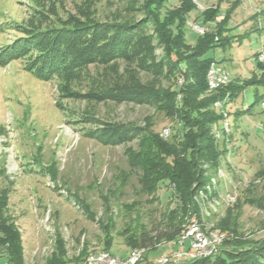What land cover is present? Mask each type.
I'll list each match as a JSON object with an SVG mask.
<instances>
[{
  "label": "rangeland",
  "instance_id": "374dc122",
  "mask_svg": "<svg viewBox=\"0 0 264 264\" xmlns=\"http://www.w3.org/2000/svg\"><path fill=\"white\" fill-rule=\"evenodd\" d=\"M147 16L159 25H148L143 56L129 63L93 64L71 80L48 82L36 79L21 61L0 66V223L19 240L23 264H46L54 257L84 264L106 250L126 258L139 248L132 246L136 239L145 233L157 238L169 224L186 232L197 222L238 245L264 239L263 87L251 86L234 103L213 107L223 115L212 132L222 134L217 140L225 153L217 168L202 166L209 183L186 210L168 182L144 185L135 159L140 138L118 144L94 137L114 125L159 136L167 129L171 139L181 133L180 122L155 103L85 98L112 91L115 83L129 87L133 80L164 94L179 89L182 78L160 63L176 52L181 68L189 65L207 32L235 37L207 55L226 69L230 83L259 80L264 76V64L257 61L264 51V0H0V47L27 28L60 19L124 25L142 23ZM181 36L183 46L178 45ZM214 91L209 88L201 98ZM256 97L259 103L238 115ZM180 236L144 249L139 264L185 251L177 244ZM232 246L224 243L220 251ZM0 264H8L2 247Z\"/></svg>",
  "mask_w": 264,
  "mask_h": 264
},
{
  "label": "trees",
  "instance_id": "16d2710c",
  "mask_svg": "<svg viewBox=\"0 0 264 264\" xmlns=\"http://www.w3.org/2000/svg\"><path fill=\"white\" fill-rule=\"evenodd\" d=\"M147 18L142 23L116 25L90 19L80 21L70 17L66 20L60 19L54 25L27 28L22 31V36L0 47V66L21 61L24 69L36 79L48 82L55 78L71 80L80 76L81 72L93 64L110 66L118 60L129 63L134 58L143 56V33L148 25L158 24L154 16ZM225 20L222 18V22ZM157 29L164 30L161 26ZM234 38L224 35L219 37L218 33L213 32L205 33L197 50L187 59L189 65L184 63L182 68L178 55L174 54L176 52L167 54L168 59L160 65L168 67L169 73L175 75L177 79H184H180L183 86H179L177 90L164 94L152 90L140 80H133L135 82H131L132 85L129 87L115 83L116 87L114 84L112 91L96 93L97 95L92 97L85 95L89 100L101 101L104 97H111L119 101L155 103L168 116L180 122L181 133L173 135L171 139L150 134L145 132L146 130L136 128L123 130L122 127L114 125L95 132L94 137H105L110 142L118 144L140 138L139 152L135 159L143 173L144 185L154 188L161 182H168L175 188L179 204L183 205L184 210L188 206L196 205L194 198L197 190L206 187L209 183L202 166L207 164L212 169L217 168L220 158L225 153V150L220 148V141L212 132L213 127L223 119V115L214 110V105L217 102H222L224 105L234 103L238 96L251 86L259 85L264 88V76H262L259 80L248 84L230 83L201 98L209 89L207 74L215 61L207 57L209 51L228 46ZM184 44L182 37L178 45ZM173 49L175 50L174 47ZM195 79L197 83L193 82ZM71 97L79 96L72 94ZM257 97L251 106L239 111L238 115L250 112L252 107L259 103ZM164 102L167 105L162 104ZM142 133L145 135L141 136ZM7 229L6 224L1 222L0 248H4L7 252L8 264H23L19 253V240L10 235ZM183 231L181 225L175 227L174 224H169V230L165 234L153 238L145 233L140 239H136L132 246L143 248L142 250L151 246L155 248V244H160L162 240L168 242L176 240ZM224 243L233 246L229 250H219L210 257L167 264H264V239L253 244L238 245L235 244L234 239L226 238ZM46 264L70 263L54 257Z\"/></svg>",
  "mask_w": 264,
  "mask_h": 264
},
{
  "label": "built area",
  "instance_id": "2783aa9c",
  "mask_svg": "<svg viewBox=\"0 0 264 264\" xmlns=\"http://www.w3.org/2000/svg\"><path fill=\"white\" fill-rule=\"evenodd\" d=\"M217 71L226 72V70L220 69H217ZM207 80L210 84H214L215 72L208 71ZM161 137L166 139L169 137L167 129L162 132ZM225 239L226 237L219 233L206 232L196 222L190 232L177 241V244L183 247L185 251L175 253L172 258L159 259L156 264H167L171 261H182L183 258L191 260L199 255L216 254L224 244ZM144 254L145 252L133 251L128 257L119 258L105 251L102 255L89 259L88 264H139L144 259Z\"/></svg>",
  "mask_w": 264,
  "mask_h": 264
},
{
  "label": "bare ground",
  "instance_id": "6f19581e",
  "mask_svg": "<svg viewBox=\"0 0 264 264\" xmlns=\"http://www.w3.org/2000/svg\"><path fill=\"white\" fill-rule=\"evenodd\" d=\"M257 61H259V63H261V64H264V51L263 52H261V53H259L258 54V56H257ZM217 69H220V70H226L225 68H223L222 66H220V64H218V63H213V65H211V68H210V70H209V72H215V80H214V84H210L208 81V86H209V88H211V89H214V90H217V89H219L220 87H224V86H227V85H229V83H230V76H229V73L226 71V72H224V71H217ZM182 83L183 82H180V85H182ZM222 102H217L216 103V107H218V106H220V107H222ZM215 106V105H214ZM261 106H262V108L264 109V99H263V101H262V103H261ZM229 122L226 120V121H224V129L226 130V131H229ZM222 129V128H221ZM224 130V131H225ZM170 135V132H169V130H168V136ZM216 138L217 139H220V138H222V134L221 133H219L218 132V134H216ZM199 224V223H198ZM196 225V223L195 224H193L192 226H190L189 227V229H187L188 231H186V232H183V236L182 237H184V236H186L189 232H190V230L194 227ZM199 226L201 227V228H203V226L202 225H200L199 224ZM206 231V230H205ZM206 232H209V231H206ZM217 233V232H216ZM221 235V234H220ZM181 237V238H182ZM135 251H138V252H144V250H142V249H136ZM103 254V253H102ZM102 254H99V255H97V256H100V255H102ZM214 254H207V255H199V256H197V257H195V258H192L191 260H196V259H200V258H206V257H210V256H213ZM94 257H96V256H92V257H90V258H88L86 261H85V263L84 264H88V260L89 259H92V258H94Z\"/></svg>",
  "mask_w": 264,
  "mask_h": 264
}]
</instances>
